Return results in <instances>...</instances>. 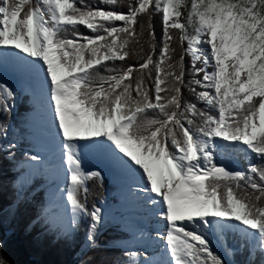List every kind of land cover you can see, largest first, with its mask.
Returning a JSON list of instances; mask_svg holds the SVG:
<instances>
[{
    "label": "snow or ice",
    "instance_id": "1",
    "mask_svg": "<svg viewBox=\"0 0 264 264\" xmlns=\"http://www.w3.org/2000/svg\"><path fill=\"white\" fill-rule=\"evenodd\" d=\"M79 3L0 0V59L13 58L49 113V133L61 146L70 206L65 230L88 218L86 239L95 246L103 222L100 208L86 207L87 182L103 177L82 168L78 148L83 141L109 155L131 181L129 190L146 215L161 225L158 239L148 235L147 240L163 242L170 259L142 264H225L208 237L223 240L226 253L233 255L226 240L232 232L243 234L241 249L246 245L250 255H264V167L230 170L223 163L241 148L264 159V0H191L190 7L188 0H135L127 13ZM153 6L162 13L158 58L150 53L138 68L105 65L124 60L128 45L144 34L143 24L139 31L136 27L142 13L148 14L150 47L156 51ZM77 25L93 35L79 34ZM173 30L181 46L176 60ZM97 66L115 74L101 75ZM186 74L191 77L187 86L202 89L196 95L207 111L183 102ZM14 99L13 89L0 81V112L9 113ZM148 110L158 117L149 118ZM6 135L7 125L0 124V137ZM15 147L4 150L12 155ZM125 255L137 261L139 254ZM0 264L8 262L0 257Z\"/></svg>",
    "mask_w": 264,
    "mask_h": 264
},
{
    "label": "trees",
    "instance_id": "2",
    "mask_svg": "<svg viewBox=\"0 0 264 264\" xmlns=\"http://www.w3.org/2000/svg\"><path fill=\"white\" fill-rule=\"evenodd\" d=\"M35 2V0H34ZM78 7H81L79 0H74ZM85 3L94 9L111 10L127 13L128 4L135 3V0H120L116 5H105L100 0H85ZM191 0H188L190 7ZM184 15L186 12L182 9ZM151 24L155 32L156 51L153 53L150 47V37L148 36V14H140L138 17L137 31L139 25H144V34L138 42H132L128 45V56L124 60L103 62L110 68L118 70L126 69L128 66L138 68L148 54L152 53L154 59L158 58L159 48L162 47L163 26L162 13L155 11L154 6L150 8ZM118 25L121 22H116ZM76 30L81 35H93V33L84 25H77ZM191 32V29H189ZM176 36L171 42V47L175 49L173 60L179 57L181 46L178 40V30H173ZM74 38V37H73ZM84 42V41H80ZM186 47V44H185ZM186 68H191L189 57H185ZM101 75L110 74L105 71L103 66H97ZM152 78H155V69L150 66ZM137 75L133 73V78ZM199 78V77H198ZM191 79L186 74V85L182 87V99L184 103L194 104L198 110L207 111L206 105L197 99V86H187V81ZM145 81L151 86L152 81L147 78L145 70ZM195 89L193 91L192 89ZM200 89L199 91H201ZM15 92L14 110L11 108L9 113L0 112V124L8 125L11 123V129L7 128V141L4 144H15L16 147L10 151L0 148V257L8 264H127L130 260L125 255L120 244L122 242L124 229L109 222H103L99 226L95 237V246L89 245L85 252L82 251V245L88 231V218H81L78 226L71 231L60 229L59 226L50 225V220L44 217L43 211L46 206L45 191L47 188L46 179L38 176L32 184L23 191L17 189V176L23 171L24 162L28 161L32 155V141L29 139L28 117L32 110L30 103V94L20 90ZM198 91V92H199ZM163 95V94H162ZM149 118L158 117V113L148 110ZM199 122V117H191ZM15 130V131H14ZM2 137H0V140ZM242 171H246L249 164H255L264 167V159H257L254 154L244 153L243 148L235 155ZM254 179H258L254 177ZM86 207L91 210L93 206L98 207L99 202L112 198L113 184L108 177L102 179H92L87 182ZM242 235L237 233H228L226 235L227 248L233 249L234 254L231 259L234 264H264V255L254 251L250 255L249 248L243 243ZM225 264H230L219 251ZM80 255V256H79Z\"/></svg>",
    "mask_w": 264,
    "mask_h": 264
},
{
    "label": "bare ground",
    "instance_id": "3",
    "mask_svg": "<svg viewBox=\"0 0 264 264\" xmlns=\"http://www.w3.org/2000/svg\"><path fill=\"white\" fill-rule=\"evenodd\" d=\"M0 66L5 67L11 72L19 73L17 70V66L11 56H5L0 59ZM20 74V73H19ZM34 107L36 108V104L34 103ZM42 106L38 105L37 111H34L35 117L31 120V129H32V137L36 144L34 150L36 156L38 155V159L35 161H31L28 164L26 163V168L23 173L18 178L19 186L22 187L23 184H27L30 182L35 176L39 174L46 175L49 179L50 189L46 192L47 197V205L49 203L48 211L51 218L54 220L56 225L65 226V222L68 219L70 214V206L67 205L66 202V184H67V171L66 165L62 163V155H61V146L56 138L50 135L49 128L51 127L50 116L49 113L44 109L43 111L40 109ZM34 110V109H33ZM32 110V111H33ZM39 112V113H38ZM37 149V150H36ZM34 154V155H35ZM78 154L82 160V168L90 167L91 165L101 164L103 161L105 163H112L111 158L105 151H100L99 147L87 144L85 142H81L80 147L78 148ZM104 164V162H103ZM119 175H121L120 183L123 181V178H127L120 170ZM34 176V177H33ZM123 176V177H122ZM33 177V178H32ZM131 181L127 179L125 182H122V187L124 192L122 193L126 199V205L129 206V209L121 208L122 214H131L129 220L131 224L135 225L139 224L142 226V222L144 220H152L151 218H147L145 214L142 212L144 207L140 204L139 199L136 198L129 190V186ZM133 188L136 185H132ZM132 217V219H131ZM125 221V220H124ZM128 221V220H127ZM126 221V222H127ZM154 221V220H153ZM155 222V221H154ZM134 226V225H133ZM144 226V225H143ZM158 228H161V225L158 224ZM148 230H144L143 228L138 229V227L133 228L134 238L140 239L144 238L147 235ZM213 235H209L211 242ZM127 245L133 244L134 240H128ZM163 242H161L160 248H163ZM86 245L89 243L86 241ZM143 249V248H142ZM134 252V251H133ZM159 251L157 250V253ZM140 254V252H138ZM147 253V252H144ZM154 254V249L151 252ZM141 256V255H140ZM169 256L165 255L164 260L168 259Z\"/></svg>",
    "mask_w": 264,
    "mask_h": 264
},
{
    "label": "rangeland",
    "instance_id": "4",
    "mask_svg": "<svg viewBox=\"0 0 264 264\" xmlns=\"http://www.w3.org/2000/svg\"><path fill=\"white\" fill-rule=\"evenodd\" d=\"M206 47V46H205ZM190 58V57H189ZM190 61H191V58H190ZM197 66H200L199 65V63L197 64ZM209 71H211V69H209ZM20 74L19 73H14V72H11V71H9L8 69L6 70V68L5 67H2V66H0V81H2V82H4L5 84H7L8 86H10L13 90H20V91H22V92H28L29 94H30V97L32 98V101H33V105H34V103L36 104V108L34 107L32 110H31V112H30V114H29V117H28V124H29V126H31V120H33V118H37V117H35V114H34V111H37V108H38V103H37V100H36V97H35V95H34V93L32 92V90L30 89V86H29V82L24 78V77H22V76H19ZM198 78V77H197ZM201 88L199 87V86H197V93H198V91L200 90ZM200 103H202L201 101H199ZM202 104H204V103H202ZM205 105V104H204ZM12 109L14 110V106H12ZM42 111L45 109L44 107H41L40 108ZM39 113V112H38ZM27 124V125H28ZM7 128L8 129H11V123L10 124H8L7 125ZM15 131V130H14ZM33 134V133H32ZM33 135H29V139L31 140V139H33V137H32ZM34 140V139H33ZM8 142L7 141V135H6V137H2V139L0 140V148L1 149H4V148H6V146H7V144H4L3 145V142ZM12 144V143H11ZM37 144V143H36ZM36 144H35V142L33 143V149L35 148V146H36ZM37 147V146H36ZM37 150V149H36ZM35 151V150H34ZM33 152V151H32ZM34 156H36V154L34 155ZM37 157H39L38 155H37ZM32 161V159L30 160V161H28L29 163ZM28 162H27V164H28ZM103 162H104V164H103ZM101 164H98V166L97 165H91L90 167H88V168H85V171H99L101 174H102V177H106V176H111V182L112 183H115V184H117L118 186L120 185L121 186V183L119 182V179L121 178V175H118V174H115V172L114 171H111V167L108 165V164H106L105 163V161H103ZM223 163L230 169V170H241L242 171V169L240 168V165H239V163L236 161V158L233 156L231 159H228V160H225V161H223ZM23 166H24V169L26 168V164H22ZM26 165V166H25ZM23 173V172H22ZM21 173V174H22ZM20 174V175H21ZM17 176V179H16V185H17V189H18V191H19V189H20V186L18 185L19 184V182H18V178H20L21 176ZM34 177V176H33ZM32 177V178H33ZM123 177V176H122ZM33 180V179H32ZM31 180V181H32ZM30 181V182H31ZM29 183V182H28ZM27 183V184H28ZM26 184V186H28ZM24 185V184H23ZM22 185V189H20V190H24V189H26V186L24 187ZM49 189H50V186H49V188L47 189V191L46 192H48L49 191ZM117 195H118V193H117ZM116 195V196H117ZM46 196V195H45ZM120 203V202H119ZM119 203H117L115 206H120V204ZM123 202H121V204H122ZM48 207H49V203H48V205H47V203H46V206L44 207V211H43V215H44V217H47V219L48 220H50V221H52L53 222V224L54 225H56V223L54 222V220L51 218V215H49V209H48ZM98 208H100L102 211H104V210H109V212L110 211H112V210H114L115 208H114V205H111L109 202H107L106 201V199H105V201H103V202H100V205L98 206ZM118 212H122V210L120 209V210H118ZM127 215H129V214H127ZM102 216H103V222H109V223H114V221L112 220L113 219V217H114V215H112V214H110V213H105V212H102ZM115 217H117V216H115ZM126 217L125 218H123L122 220H120V219H116L117 220V222H119V221H122V225L120 226L122 229H125V227H124V225H126V224H130L131 223V221L128 219V221H127V223H126ZM132 219V218H131ZM125 220V221H124ZM102 222V223H103ZM104 224V223H103ZM103 224H101L100 226H102ZM114 224H116V223H114ZM57 226V225H56ZM59 226V225H58ZM59 227H61L63 230H65V226H59ZM125 233V232H124ZM240 235H243L242 233H240ZM216 239V240H215ZM212 240H213V242L215 241L216 242V244L217 245H220V242L222 241H220V239H217L215 236H212ZM86 241H87V239H86V237H85V241H84V243H83V245H82V251L83 252H85V250L87 249V247L90 245H86ZM127 242H129L128 240H125V241H123V242H121V245L123 246V248L125 247V248H127L126 247V244H127ZM214 244V243H213ZM128 246H129V244H128ZM221 246H222V244H221ZM160 247V246H159ZM157 249H159V248H157ZM80 256V255H79ZM133 261H131L129 264H134V262L132 263Z\"/></svg>",
    "mask_w": 264,
    "mask_h": 264
}]
</instances>
